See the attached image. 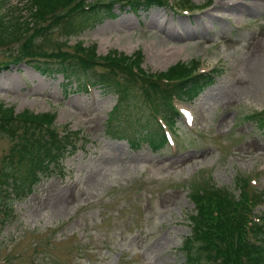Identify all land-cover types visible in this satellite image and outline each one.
Masks as SVG:
<instances>
[{
	"label": "rangeland",
	"instance_id": "rangeland-1",
	"mask_svg": "<svg viewBox=\"0 0 264 264\" xmlns=\"http://www.w3.org/2000/svg\"><path fill=\"white\" fill-rule=\"evenodd\" d=\"M192 2L194 10L143 5L137 13L121 3L103 9L71 40L96 44L98 56L141 51L148 73L196 61L218 72L196 99L178 105L195 119L179 117L168 128L174 144L158 152L147 143L159 128L139 86L111 117L118 103L113 88L93 79L87 92L81 72L70 78L41 72L30 57L20 59L19 44L0 46V65L11 63L0 73V105L56 112V125L81 129L88 139L67 155L62 172L43 178L31 193L18 195L0 183V264H186L193 188L238 195L252 177L264 192V123L256 115L264 109V0ZM20 11L27 13L25 0L0 1V16ZM47 23L34 28L42 27L43 48L56 51L59 40L58 50L68 51L60 21L45 29ZM102 65L97 70L108 71ZM141 131L146 142L135 148L129 138ZM13 143L0 134V167Z\"/></svg>",
	"mask_w": 264,
	"mask_h": 264
},
{
	"label": "trees",
	"instance_id": "trees-1",
	"mask_svg": "<svg viewBox=\"0 0 264 264\" xmlns=\"http://www.w3.org/2000/svg\"><path fill=\"white\" fill-rule=\"evenodd\" d=\"M126 4L138 10L143 5L165 6V1L128 0ZM25 5L26 14L20 11L14 18L0 16V46L19 44V52L23 51L20 59L30 57L28 61L34 63L38 71L63 73L68 78L73 72H81L82 77L86 73L106 89L121 92L122 101L134 96V88L139 86L137 92L143 102L158 97L161 107L171 93L187 96L188 92L214 80L210 75H197V66L184 62L176 63L163 73H145L140 67L143 58L140 54L133 58L113 50L98 56L94 46L86 48L82 42L74 50L62 51L58 50L60 43L58 46L54 40L56 51L47 52L43 48L42 27L34 29L42 21L48 22L43 26L45 29L60 21L64 36L79 35L90 27L89 23L103 8L112 10L113 4L105 6L99 0H25ZM36 37L41 43L34 41ZM9 64L0 65V72ZM99 65L106 66L108 71L97 70ZM118 106L114 112L120 110ZM260 116H263L260 121L264 123V113ZM55 117L54 113L31 110L16 113L13 106L0 105V134L14 138L2 161L0 182L12 180L23 189H32L41 174H48L52 165L60 162L68 147L76 148L75 143L69 139L63 142L49 127ZM158 137V142L152 135L147 139L154 149L164 145L160 134ZM196 198L197 212L191 218L193 236L187 239L183 248L187 264H264V222L253 220L250 206L228 191L215 193L213 188L197 192Z\"/></svg>",
	"mask_w": 264,
	"mask_h": 264
},
{
	"label": "bare ground",
	"instance_id": "bare-ground-1",
	"mask_svg": "<svg viewBox=\"0 0 264 264\" xmlns=\"http://www.w3.org/2000/svg\"><path fill=\"white\" fill-rule=\"evenodd\" d=\"M240 5V4H239ZM255 8V7H254ZM205 95H207V93L205 92V93H203V96H205Z\"/></svg>",
	"mask_w": 264,
	"mask_h": 264
}]
</instances>
